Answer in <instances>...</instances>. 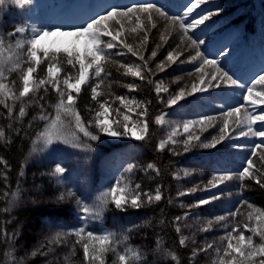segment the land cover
<instances>
[{
	"label": "snow or ice",
	"instance_id": "obj_1",
	"mask_svg": "<svg viewBox=\"0 0 264 264\" xmlns=\"http://www.w3.org/2000/svg\"><path fill=\"white\" fill-rule=\"evenodd\" d=\"M16 6L23 8L30 0H11ZM205 0H194L186 6V11L182 15L170 14L163 6H158L152 2L138 3L126 5L124 7L113 6L102 14L96 15L94 18L88 19L83 25L77 26L75 31L61 32L52 30L31 28L32 35L26 39H16L15 45H5L3 38H0V106L6 109L7 117H12L16 103L21 102L18 112V117L23 119L27 113L25 110V98L31 99L35 93L43 87L44 93L49 91L45 85H50L55 91L57 101L54 104L47 105V108L54 110V114L47 111L44 103L39 105L38 119L44 122L43 129L35 133V139L32 141L33 151L37 150V145H43L46 149L54 144L61 143L70 145L73 148H82L84 151H90L91 145L85 143L81 139V134L89 141H97L101 135L108 137H129L137 141H146L150 138V123L149 107L152 100L137 101L135 98H128L126 96H116L115 101H119V108H112L108 101L100 102L98 97L101 92L98 91L100 85L104 82L105 65L110 60V52L112 49L121 48L127 49L128 53L143 64H125L121 63L119 66L125 69L124 75L131 76L140 80H144V71L147 70L149 75L152 73L149 67L148 60L138 51L132 44H129L125 38L127 32L142 33L143 38L138 47L144 48L149 41V33L152 29L161 28L160 41L164 44L168 43L170 38L166 33L169 26L175 30L176 26L181 30L180 44L185 40L188 42L189 49H195L194 54L190 59L181 61V63H192L199 61L194 72L188 73L189 76H194L195 81L190 88L187 86L180 87L174 94H170L166 106L172 107L178 104L179 101L184 100L187 96H193L197 93L207 92L210 88H221L222 84L228 87L241 89L243 95L241 97L243 103L225 109L221 117L204 116L199 120H186L182 127L186 138L182 141L184 152H188L193 147H200L203 149L215 148L217 145L226 140H236L240 137L256 138L259 142L253 143L250 146H240L246 149L250 155L244 160L240 170L236 173H225L214 175L208 184L215 188L223 184L225 181H231L234 178L240 181V186L247 189L249 185L244 182L247 180L253 181L260 189H264V170L257 167L253 158H258L261 165L264 166V110H258L264 106V71L254 75L247 83L239 81L229 71L225 70L223 65L214 57L208 58L200 49V45L204 44L203 39H196L191 33L209 20L213 15H218V12L209 11L206 14L201 13L198 19H194L189 23H185L187 18L200 5L204 4ZM6 4V0H0V6ZM157 18L163 19L165 24L158 26ZM28 31L25 26L15 27L13 32L8 33L10 37H16ZM53 37L63 39H52ZM107 38V39H105ZM161 45L157 44L158 49ZM179 45H177V48ZM7 51V55L5 52ZM157 50H152L150 59L157 57ZM222 54V53H221ZM116 55L123 56V51H118ZM183 51H176L175 49L167 52L166 61L169 66L175 65L180 61ZM27 67H22L21 58ZM46 64V75L36 76L38 68L41 64ZM71 66L73 70H77L75 77L70 72L65 73L61 80V73L65 72L63 65ZM8 65L7 72L2 67ZM78 66V67H77ZM156 68L160 71H165L166 66L164 62L156 64ZM20 70V81L22 86L16 90V81L12 80L10 83L5 81L8 75L14 71ZM94 78L95 86H91V100L96 101L98 107L95 108V115L91 121H86L82 118L80 111L77 110V99L80 97L82 85L88 84L89 80ZM181 78L176 79L179 83ZM61 82L63 87H61ZM149 84H153L152 79H148ZM215 82V83H214ZM129 92L135 91L137 85L134 83H127L124 85ZM155 93L160 103H165L161 97V93H169V88L164 86L162 81L155 83ZM73 93L76 95L74 96ZM41 101L45 100V95L39 97ZM11 101V104L8 102ZM134 106V107H133ZM111 109V111H110ZM124 109V111H121ZM140 109L139 112L136 110ZM92 109H89L91 111ZM243 110V111H242ZM131 112L134 115L130 116ZM166 113L156 115L154 123L163 126L166 123ZM110 117H113L110 119ZM222 119V126L219 127L218 133L211 135L210 139L201 140V135L195 134V129L200 126L201 133L207 131L208 127H215L214 121ZM259 124V127L257 125ZM31 127V122H29ZM94 126L95 131L90 130ZM11 127V125H9ZM239 128L237 135H232ZM231 129V131H230ZM179 129L171 131L167 138L161 139L157 145L158 151H164L169 144L175 145ZM19 134V133H17ZM0 141L6 144H11L12 140L6 137L3 128H0ZM178 154V153H177ZM0 163L9 168L8 163L3 158H0ZM134 164H129L126 172L131 173L135 169ZM147 169L152 170L157 176L160 175V169L149 163ZM66 169L60 165L55 166L50 175H63ZM189 173L185 171V175ZM19 176H24L23 166L19 171ZM5 175L4 179L7 180ZM19 185V181H17ZM198 186L189 190V192H196ZM188 193L180 192L179 195L184 196ZM8 195L7 192L4 193ZM19 191L12 193V200L9 204L14 206L19 199ZM76 196L75 192L69 191L66 194L61 193L57 198V202H62L68 197ZM163 199V192L160 186H157L154 191H144L140 183H135L132 186L131 181H125L123 177L118 179L115 184L109 187L98 198V203L94 206H89L79 198L76 199L77 205L80 206L83 215L80 217L84 223L70 231L57 232L49 240L50 245L67 243L69 237H75V242L71 248V255H76L75 245H80L83 249V259L86 264H105V257L108 252L115 254V260L112 264H148L146 256L142 255L138 249L125 246L123 250L115 246L116 234L110 231L97 233L92 231L87 224V220L91 217L98 219L103 212L109 207L114 206L115 209L125 211L128 207L134 209H141ZM219 197L213 196L211 200H217ZM209 199H201L196 203L189 205V208H198L202 205L211 203ZM35 203V201H33ZM171 203V201H169ZM247 205L250 211L247 214L248 223L243 225V230L239 225H233L225 235L220 237L222 242H226L222 255L219 248L215 249L218 260L215 264H264V210L256 207L248 200H241L235 210L230 211L227 216L221 215L215 217L217 223L225 221L228 216L235 219L241 212V207ZM3 212H10V207L2 209ZM163 211V209H161ZM187 213L185 214V219ZM182 217L177 216L173 220V224L180 221ZM160 223L163 225L164 220ZM213 221L209 220L207 226L202 231L207 232L211 230ZM225 228L228 225H224ZM131 231V229H128ZM175 231L179 234L181 228L175 227ZM245 232L250 235H245ZM6 243H13L17 239V234L12 233L8 237L7 229L3 230ZM259 238V242L254 240ZM129 239L127 235L123 237L122 242ZM187 237L182 236L179 240L181 246H185ZM159 243V242H158ZM195 243V241H193ZM42 248L44 246H41ZM208 248H213V244H207L206 248L200 251H207ZM53 251L51 247L48 251H41L37 249L30 253L32 258L37 255L47 256L49 252ZM197 250L193 249L192 259H195ZM68 257L65 256V260ZM172 261L175 264H180L177 256L171 254ZM19 264H24L21 260ZM51 264V261L48 262Z\"/></svg>",
	"mask_w": 264,
	"mask_h": 264
},
{
	"label": "trees",
	"instance_id": "obj_2",
	"mask_svg": "<svg viewBox=\"0 0 264 264\" xmlns=\"http://www.w3.org/2000/svg\"><path fill=\"white\" fill-rule=\"evenodd\" d=\"M219 1L221 6L224 3L225 8L230 6L231 0ZM232 1L236 5H232L231 9L220 16L216 30L231 27L229 28L231 32H243L245 43L251 47L255 54L264 56V0ZM164 8L170 14L176 15L174 12L177 11L173 4L166 5ZM46 16V11L34 10L33 0H30V3L23 8L16 6L11 0H6V4L0 6V38L4 39L5 45L12 44L14 47L16 39L30 38L32 24L44 21ZM18 26H25L28 31L16 37H10L8 33L13 32ZM170 27L166 33L169 37L170 33L173 34ZM160 34V29H152L149 33L148 44L144 49L148 50L152 46L160 44L161 46L156 48L159 56H163L171 47H175L178 51L184 50V45L179 44L180 42L172 35V39L168 40L167 44L162 43L159 39ZM142 35L141 33V36L138 37H143ZM141 40H128V43L131 42L129 44H132L137 50H144L138 47ZM156 41L157 44H155ZM177 45H179L178 48ZM204 51L205 48L202 47V52L204 53ZM7 54L6 51L5 55ZM23 59L22 57V67L26 68L27 64L23 63ZM46 64L47 61L41 64L34 75L38 77L46 75ZM225 65L226 63L223 64V67H226ZM2 67L7 72L8 65ZM63 67L65 72L61 73V80L65 73L70 72L72 76L74 75L75 70L71 66L64 64ZM111 67L114 71V66L111 65ZM170 69L172 71L173 66ZM232 69L235 72L233 76L243 82V67L237 65ZM112 70L111 72H113ZM189 71L191 73L194 70L190 69ZM117 73L121 77L122 73L118 71ZM20 75V70L14 71L8 75L5 82L10 83L15 80V87L18 91L22 86ZM105 76L104 79L112 80L114 78L113 74ZM148 79L149 77L146 76L139 85L141 100L145 102L148 99L152 100V104L148 105L150 110L148 119L151 121L150 138L146 141L136 140L127 144H114L103 135L97 141H89L81 134V139L91 145L90 151L61 143L46 149L42 144L37 145V150L33 151L32 141L35 139V133L42 130L44 126L43 121L33 119V117H37L40 104L44 103L47 108V105L57 101L55 91L50 85H45L49 89L47 94L44 93L42 87L31 99L25 98L27 115L23 119L18 117L21 102L16 103L12 117H7L6 109L0 106V128H3L6 137L12 140L10 145L0 141V158L6 160L10 166L9 170L8 167L0 163V264H19L21 260L24 261V264H48L49 261L51 264H86L80 245H75L76 255H71V248L75 242L74 236L69 237L67 243L50 245L48 242L55 233L70 231L84 223L80 219L83 213L80 206L77 205L76 199L79 198L89 206L96 205L102 193L113 186L118 166L123 168L125 181H131L133 187L135 183H140L144 191H154L157 186H160L163 199L141 209L128 207L125 211L117 210L114 206L109 205L100 218L90 217L87 220L88 227L97 233L103 230L115 233L114 243L118 249L123 250L125 246L138 249L142 255L147 257L148 264H175L171 259V254L177 256L180 264H212L211 248H208L207 251H200V249L206 248L209 243L214 246L221 235L215 231L204 233V235H194V241L197 244L187 240L186 245L181 246L179 240L183 235L181 232L178 234L175 231V227L180 226V221L173 224L175 217L183 218L184 215L175 198V167L183 165L194 168L197 177L203 174L209 176L214 172L211 170L210 160L212 159L202 154L185 157V155L169 154L166 150L162 152L157 150V145L161 140V131L154 120L156 115H160L162 103L158 101L155 87L147 82ZM61 87H63L62 82ZM89 90L87 86H84L77 99V110L86 121L92 120L95 108L98 107L96 101L91 100ZM41 95H45L44 101L39 99ZM239 97L241 98V95ZM8 103L11 104V101ZM89 109L92 110L89 111ZM47 111L54 114V110L51 108H47ZM206 111L212 113V110L206 109ZM29 122H31V127ZM90 130L95 131L94 126ZM118 156L120 158H117ZM253 159L257 167L264 170L259 159ZM149 163L160 169L159 176L147 169ZM129 164L136 166L131 173L125 171ZM57 165L64 167L66 172L63 175H50L49 173L53 172ZM21 166L24 171L23 177L19 176ZM5 175L8 177L7 180L4 179ZM17 181H19V185H17ZM244 183L249 187L247 189L239 188L238 199L234 203L235 208L241 200H248L264 210V189H260L252 181ZM16 191H19V199L12 206L9 201L12 200V193ZM69 191L75 192L76 196L68 197L62 202L56 201L61 193L66 194ZM5 192L8 193L7 196L4 195ZM226 192L227 190L223 189L219 194L220 196L227 195ZM5 207H10V212H3L2 209ZM249 211L247 205H244L241 207L240 214L237 215L238 219L232 218L231 223L236 222L241 226L248 223L247 214ZM161 220L165 221L163 225L160 223ZM212 226L214 225L212 224ZM4 229H7L9 238L13 232L17 234L15 242H5ZM125 235L129 239L122 242ZM245 235H250V233L245 232ZM254 240L259 242L258 237H255ZM49 247L53 251L49 252L46 257L37 255L32 258L30 256L32 251L41 249L46 252ZM193 249L197 250L194 260L192 259ZM65 256L68 257L67 260H65ZM113 257L115 258V254L108 252L105 264H112Z\"/></svg>",
	"mask_w": 264,
	"mask_h": 264
},
{
	"label": "rangeland",
	"instance_id": "obj_3",
	"mask_svg": "<svg viewBox=\"0 0 264 264\" xmlns=\"http://www.w3.org/2000/svg\"><path fill=\"white\" fill-rule=\"evenodd\" d=\"M115 1L123 2L131 0H33L34 10L42 12L47 11V18L44 22L34 24L32 27H35L38 30L50 29L52 31H57L58 29L61 32L75 31L77 26L83 25L89 19L87 14L81 15L82 17H77V14L86 12L85 9H88L90 7H92L93 12H97L102 7L108 6ZM171 1L173 0H170V2ZM191 2H194V0H179L176 3L175 8H179L180 12L183 14V12L186 11V6ZM229 4L230 6L228 8H225L224 3H222L221 6L219 0H205L204 4L200 5L193 11V13L189 15L185 23L187 24L194 19H198L201 13L206 14L209 11L218 12V15H213L209 20L199 25V27L195 29L191 33V35H193V37L196 39H203L205 41L204 44L200 45L201 51L202 47L206 46L204 51L205 55L207 51L212 52V54H215L217 56L220 55L222 61H224V63L225 61L227 62L224 69L232 72V75L233 69L231 67L243 61L245 62L244 67L249 72L247 75L253 73L254 76L258 74L257 72L264 71V56H258L257 54H255V52H253V50H250L249 45L245 43L246 40L244 38L243 32H231V30H229V28L231 27H227L219 31L216 30L218 27V19L220 18V16L226 13L228 9H231V7H233L232 5H236V3L232 0ZM82 21H84V23L80 25L79 22ZM157 22L159 23L158 26H163V24H165V21H163V19L161 18H157ZM159 29L161 31L160 27H158V30ZM170 29L172 28L170 27ZM172 32L173 34L170 33V38L168 40L172 39L173 36L174 39L180 42L181 37L178 38L177 36H181V30L179 29V27L176 26L175 30L172 29ZM138 36H141V33L138 34L127 32L125 34L127 42L128 40H141L143 38ZM52 39L63 38L53 37ZM155 44H157V41ZM183 45L184 55L181 56L180 61H177L175 65L171 66H169V62L166 61V55L168 51H166L163 56H159V54H157L156 58L150 59V53L152 50H156V45L152 46L148 50L146 48H143L144 50L138 51L142 52V54L148 60L149 67H151L152 69L151 75H149L147 70L144 71L145 78L147 76L149 77V79H152L154 87L156 82L162 81L164 86L169 88V93L162 92L160 94L161 97L165 100V103H162V108L159 114H167L166 123L163 126L159 125L161 131V139L167 138L168 134L174 129L178 128L179 133L175 137L177 143L175 145H167L165 150L169 154L177 156L185 155V157H191L202 154L212 159L210 160L211 170H213L214 172L209 176L203 174L197 177L195 175L196 169L185 167L183 165L176 166L174 170V180L176 184L175 198L177 199V203L184 213L182 220H180L179 226L181 228V235L187 237V240L193 242L194 235H204V233L215 231L218 233V235L223 236L228 231H230L233 225H239L236 222L231 223L232 217L230 216H228V219H226L225 221H221L219 223L215 221V217L221 215L227 216L230 211L235 210L234 203L238 199V191L239 188H241L240 181L234 178L231 181H225L223 184H220L215 188L211 187L208 184V181L214 175L238 172L244 160L250 155V153L246 149H243L240 146H250L253 143L258 142V140L256 138L240 137L236 140H226L223 143L217 145L215 148L203 149L197 146L191 148V150L188 152H184L182 141L186 138L187 135L183 132L182 125L184 121L199 120L204 116L221 117V114L225 109L243 103L242 99L238 95H236V91H241V95H243V92L241 89L228 87L222 84L221 88H210L207 92L197 93L193 96H187L184 100L179 101L178 104L172 107H167L166 101L170 94H174L182 86H187V88H190L191 84L195 81V77L189 76L188 73H190V69H195L199 61L192 63H181V61L190 59L191 55L194 54L195 51V49L188 48V42L186 40ZM173 49L178 51L175 47H171L169 51ZM118 51H123L125 55H116ZM114 59H116V61H114ZM160 62L165 63V71H160L156 68V64ZM121 63L143 64V62L139 61L137 57H134L131 55V53H128L127 49L115 48L111 50L110 60L105 65V72L109 75L113 74L114 78L112 80L108 78L104 79V82L98 89V91L101 92V96L98 97V100L100 102L108 101L111 104L112 108L120 107L119 101H115L113 103L116 96H126L128 98H135L137 101H142L141 96L139 95V85L142 80L124 75L125 69H122L119 66ZM111 65L114 66L116 72H114L115 70H112L113 67H111ZM172 66L173 69L171 71L170 68ZM111 70L113 72H111ZM117 71L119 73H122L121 77L117 73ZM115 73L117 74V76ZM76 74L77 70H75L73 77H75ZM178 77L181 79L179 80V83H176L175 81ZM246 78L250 79L251 76H246ZM95 83V79L91 78L88 84L82 85V88L84 86H87V88H89V91L91 92V86H95ZM127 83H134L135 85H137L136 90L129 92V90L124 87V85ZM73 95L75 96L76 94L73 93ZM239 99H241V101ZM206 109L212 110V113H208ZM258 110H264V106H261V108ZM121 111H124V109H121ZM136 111L139 112L140 109H137ZM128 114L130 116L134 115L131 112H129ZM111 118L113 117H110V119ZM222 122V119L219 121H214L216 126L208 127L207 131H204L203 133H201L200 126H197L195 129V134L201 135V140L210 139L211 135L218 133V129L220 126H222ZM257 127H259V124L257 125ZM239 131L240 129L237 128L236 131L231 134L237 135ZM105 137L114 144H127L129 142L136 141L135 139L129 137ZM117 158L120 157L118 156ZM185 171H187L189 174L185 175ZM121 177H123L125 180L123 168H119L118 166L113 185ZM247 181L250 182L251 180ZM195 186H198V190L196 192H189V190ZM223 189L227 190V195L224 194L220 196L219 193ZM180 192H186L188 194L181 196L179 195ZM213 196H217L219 197V199L211 200ZM201 199H209L211 200V203H209L208 205H202L198 208L188 207L189 205H192ZM186 213L187 217L185 219L184 217ZM235 219H238V216L235 217ZM209 220L213 221L214 226H212L211 230L207 232L202 231V229L207 226V222ZM224 225H228V227L225 228ZM239 226L240 229L243 230V226ZM102 232H105V230L101 231L100 233ZM194 244H197V242L195 241ZM225 245L226 242H222L219 239V241L213 246V248H211L212 264H215V262L218 260L215 249L219 248L222 255ZM115 259L116 258L113 257V260Z\"/></svg>",
	"mask_w": 264,
	"mask_h": 264
}]
</instances>
